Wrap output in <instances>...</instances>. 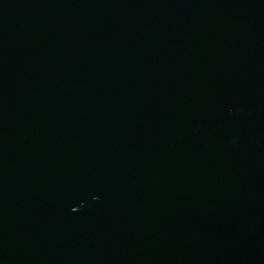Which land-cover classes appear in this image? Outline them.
<instances>
[{
	"label": "water",
	"instance_id": "1",
	"mask_svg": "<svg viewBox=\"0 0 264 264\" xmlns=\"http://www.w3.org/2000/svg\"><path fill=\"white\" fill-rule=\"evenodd\" d=\"M0 264H264V0H0Z\"/></svg>",
	"mask_w": 264,
	"mask_h": 264
}]
</instances>
